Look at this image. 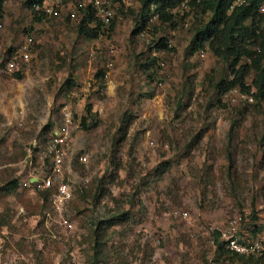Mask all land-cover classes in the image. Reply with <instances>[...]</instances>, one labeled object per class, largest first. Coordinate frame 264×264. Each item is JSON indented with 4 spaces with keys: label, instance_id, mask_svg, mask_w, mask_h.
I'll use <instances>...</instances> for the list:
<instances>
[{
    "label": "rangeland",
    "instance_id": "374dc122",
    "mask_svg": "<svg viewBox=\"0 0 264 264\" xmlns=\"http://www.w3.org/2000/svg\"><path fill=\"white\" fill-rule=\"evenodd\" d=\"M24 1L6 2L0 21V264H219L212 231L230 217H240V231L264 233V109L223 102L214 83L230 59L208 45L191 51L209 13L190 5L174 26H155L149 36L170 40L157 50L132 33L140 1L113 0L107 71L91 55L102 40L80 34L66 5L37 21ZM30 33V61L6 70ZM152 52L157 60L144 69ZM63 108L72 111L70 196L58 210L23 183L49 171L32 146L43 145ZM12 179L15 189L3 190ZM120 215L127 218L102 223ZM259 258L224 264H264Z\"/></svg>",
    "mask_w": 264,
    "mask_h": 264
},
{
    "label": "trees",
    "instance_id": "16d2710c",
    "mask_svg": "<svg viewBox=\"0 0 264 264\" xmlns=\"http://www.w3.org/2000/svg\"><path fill=\"white\" fill-rule=\"evenodd\" d=\"M119 1V0H117ZM140 8L135 16V27L132 30L133 34H138L144 29L148 20V10L150 5H155L156 11L159 13L162 22H168L170 26H174L176 22L173 20V15L170 9L175 7L182 0H139ZM234 0H192L190 5L197 9V13L206 14L209 16L206 21L196 26L193 38L190 42L191 51L203 49L208 45L210 50L216 55L228 62V75L218 79L214 83V88L217 94H222L232 87H238L242 91L249 92L251 87L255 88L254 97L256 103L264 99V14L258 12L257 5L259 0H247L244 4L235 6L231 11H228L230 4ZM42 0H25L24 3L32 10L34 19L42 20L43 15L39 14L34 9V4H40ZM4 0H0V21L3 17ZM199 10V11H198ZM197 18V16H196ZM101 26L100 20L97 18L95 8L88 4L81 10V17L77 24L78 32L89 39H95L98 36V31ZM113 27V23H112ZM165 37V36H164ZM161 37L154 44L157 50L166 49L165 38ZM249 59V61H247ZM156 55L147 60L142 65L144 69H150L154 64ZM96 77L102 78L104 72L99 69L96 72ZM252 76L251 82L247 79ZM15 77H21L19 72L15 73ZM68 86H73L74 82L68 80ZM221 101V99H220ZM90 106H87V113L90 114ZM86 117H82L83 126H85ZM95 123L92 122V125ZM50 124L45 127V133ZM161 170L160 172H162ZM17 180H9L3 190L11 192L15 189ZM44 200L48 196H52L53 188L43 189L38 191ZM255 213L251 215L255 218ZM126 219L127 216H115L104 222L105 227L117 222L121 218ZM100 223V222H99ZM253 234L259 233L258 228L251 231ZM214 239V247L216 257L214 261L219 264H224V261H241L245 263L264 254H249L243 255L233 252L226 248L223 241L219 240L217 230L212 231ZM103 240L97 236L94 238V252L96 255L102 251ZM258 255V256H257Z\"/></svg>",
    "mask_w": 264,
    "mask_h": 264
},
{
    "label": "built area",
    "instance_id": "2783aa9c",
    "mask_svg": "<svg viewBox=\"0 0 264 264\" xmlns=\"http://www.w3.org/2000/svg\"><path fill=\"white\" fill-rule=\"evenodd\" d=\"M9 1L11 0H4V4ZM191 1L192 0H182L179 4L170 9L174 21L181 14L189 11ZM246 1L247 0H234L230 4L228 11H231L235 6L244 4ZM88 4L93 5L97 18L101 22L98 36L95 39L102 40V44L100 46H95L94 49L91 50V55L96 59L101 60L105 68L104 70L108 71L111 70L114 65L113 57L115 55V47L112 38L110 37V32L112 28V13L116 2H113V0H88L87 3L84 2V0H42L40 4H34V9L39 14L46 16L47 14H50L52 10L62 8L63 5H66L70 19L73 21H79L82 8ZM257 9L258 12L264 14V0H259ZM168 24V22L161 21L155 5L152 4L149 6L147 23L138 35L141 38H146L147 41H149L148 37H150L152 44H155L164 36L162 35L154 38L149 36V33L155 26H157V28H164ZM164 38L167 46H169L170 40L166 37ZM35 42V35L33 33L27 34L23 44L15 49L11 56L6 60L4 68L9 71H15L19 70L20 64L26 65L31 59L30 50ZM152 55L155 56L156 53L152 52ZM247 61H249V59H247ZM158 64L163 65L162 62H158ZM106 73L107 72L105 71L104 75H106ZM255 91L254 87H251L249 92L242 91L238 87H232L225 91L221 98L223 99V102L239 100L244 104H252L256 101L254 97ZM71 94H73V92H71ZM260 103L264 109V101H261ZM71 119V109L63 108L60 123L53 126L43 145L40 147L35 146V143L33 144L32 151L38 153V158L42 164H47L49 171L30 174L27 180L23 183L30 186L34 191L53 188L51 200L58 210L70 196V190L63 175L65 153L69 143V127L71 125ZM30 149H28L29 152L31 151ZM240 220V217L237 218V216L230 217L223 227L218 228L219 240L224 242L226 248L238 254H264V233L254 236L245 231L243 232V230L240 231ZM211 242L214 244L213 238Z\"/></svg>",
    "mask_w": 264,
    "mask_h": 264
}]
</instances>
